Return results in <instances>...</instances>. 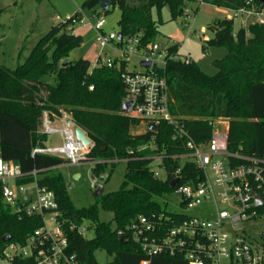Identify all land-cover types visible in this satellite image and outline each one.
<instances>
[{
  "label": "trees",
  "instance_id": "trees-1",
  "mask_svg": "<svg viewBox=\"0 0 264 264\" xmlns=\"http://www.w3.org/2000/svg\"><path fill=\"white\" fill-rule=\"evenodd\" d=\"M100 1L85 0L84 6L94 7ZM202 2L234 11L244 6L257 12L264 10V0ZM167 5L174 18L184 15L185 0H111L105 12L119 7L118 23L123 37L142 32L141 42L147 44L158 41L160 33L154 11L160 14ZM234 24V17H225L216 18L209 25L214 34L206 40L204 48L213 45L227 48L224 56L213 60L215 74L205 72L193 59L190 62L169 59L159 71L168 81L170 110L177 124L185 125L197 143L209 141L215 119H226L229 149L261 156L264 155V21L242 24L237 30ZM83 41L69 21L59 22L38 40L24 62L15 68L0 66V156L19 164L25 172L38 170L35 179L38 185L55 192L68 250L77 254L80 264H101L97 250H105L112 256L103 264H142L145 258L150 259L149 264H188L181 254L163 252L148 257L141 244L132 238L131 229L141 215L151 219L162 215L159 226L164 233L187 217L168 210L158 200L176 191L177 185L173 187L170 182L183 163L171 155L184 150V140L174 139L176 124L167 121L154 131L136 132L140 119L122 110L127 90L121 72L127 62L120 63L116 57L110 67L101 57L94 66L86 58L67 60L70 51ZM171 50L179 52V43L174 42ZM64 59L67 64H60ZM49 73L56 75V84L44 79ZM44 110H48L51 119L68 114L87 132L92 145L86 155L96 161L93 177L109 167L108 174L103 176L107 182L117 162L128 158L119 189L103 192L88 206L78 207L74 203L60 169L69 159L48 152L33 153L35 147H45L48 140V134L41 130ZM162 152L167 156L159 165L166 168L167 174L156 176L157 166L153 163ZM184 172L186 166L179 183L189 179ZM32 180L34 177L30 176L18 182ZM2 187L0 180V256L7 244L26 243L44 225L43 214H29L25 209L5 204ZM101 210L112 212L113 217L102 220ZM73 225L92 226L94 236L84 237ZM9 264H37V260L34 256H17Z\"/></svg>",
  "mask_w": 264,
  "mask_h": 264
},
{
  "label": "built area",
  "instance_id": "built-area-1",
  "mask_svg": "<svg viewBox=\"0 0 264 264\" xmlns=\"http://www.w3.org/2000/svg\"><path fill=\"white\" fill-rule=\"evenodd\" d=\"M235 13L252 16L264 13V10L257 12L244 6L235 10ZM184 14L191 16L189 10H185ZM57 18L60 22L69 21L74 27L78 23L87 22L77 15H57ZM105 23L104 18H97L94 24L96 40L102 48L107 45L120 48L121 54L117 58L120 63L127 62L121 72V79L127 90L125 98L132 99L133 105L132 111L125 113L140 119L136 132L154 131L163 121L176 124L173 137L184 140V150L171 155L183 163L174 172L175 178H178L176 192L181 196L180 203L186 209L206 204H212L213 207H203V215L172 210L184 213L187 217L175 222L166 233L159 226L162 215L158 219L141 215L131 225L132 238L141 244L148 257L165 252L183 255L188 264H264V232L262 238L254 234L255 226L264 222V155L253 156L231 151L228 147L229 125H221V118L213 121L209 141L206 144L197 143L185 125L177 124L170 110L168 81L159 71L169 59L190 62L191 58L171 50L174 42L165 45L159 41L142 44V32L128 37L122 35L120 38L119 31H105ZM128 55H138L141 61H150L151 64L142 65V71L130 70L126 58ZM115 58L110 57L104 63L111 67ZM142 125L145 128H141ZM41 130L46 134L61 132L64 145L37 146L33 153L57 154L68 158L69 163L75 165L96 163L86 155L90 147L85 149L78 145L73 127L69 124L63 128L54 125L48 110H44ZM166 156L162 152L156 157L162 160ZM184 166L187 172L183 174L189 179L179 183ZM193 166L197 169H191ZM163 168L166 175V168ZM37 173L36 169L25 172L19 164L6 161L0 156L4 203L13 209H25L29 214L41 213L44 216V225L36 229L26 243L7 244L0 258L6 259L8 264L17 256H34L37 264H80L77 254L68 250L69 241L59 219L55 192L38 185L35 180ZM155 175L162 176L158 168L155 169ZM30 176L34 180L18 182L20 178ZM93 180L94 187H97L95 177ZM30 183L35 186L30 188ZM257 195L261 203L256 202ZM76 227L84 237L89 236L87 226ZM149 263V258L142 261V264Z\"/></svg>",
  "mask_w": 264,
  "mask_h": 264
},
{
  "label": "rangeland",
  "instance_id": "rangeland-1",
  "mask_svg": "<svg viewBox=\"0 0 264 264\" xmlns=\"http://www.w3.org/2000/svg\"><path fill=\"white\" fill-rule=\"evenodd\" d=\"M85 0H0V66L5 65L11 68L17 67L24 62L30 51L38 40L50 30V28L60 22L57 15L65 17L67 15L80 16L87 21L86 24H76L75 32L83 36V44L73 48L67 60H78L80 58L89 59L92 65H97L99 55L105 62L108 58L120 56L121 49L114 48L113 45H107L102 48L96 40L97 30L94 24L97 18H104L106 23L104 30L107 32L120 31L119 19L121 10L119 7H112L111 11L105 12L98 3L94 7L84 6ZM185 10H189L190 17L180 15L174 18L170 7L165 6L161 13L154 11V17L159 20L160 33L157 40L165 45L172 41L179 43V52L183 56L188 55L191 59L197 61L202 69L208 74H215L217 68L213 64L215 58H221L227 52L225 46L213 45L206 46V40L213 36V30L209 25L216 18L234 17L235 29L237 30L243 24L248 25L256 20H264V13L258 15L236 14L234 10L204 3L202 0H185ZM122 48V47H121ZM52 56V49L50 50ZM128 69L142 71L144 67L140 64L141 58L138 55H128ZM60 64H63L65 60ZM44 79L52 84H56L57 78L54 73L46 74ZM56 125V124H55ZM59 126V125H56ZM141 128H145L142 125ZM64 135L61 132L49 134L48 145H63ZM160 160L155 159V167L165 175V169L159 165ZM93 163L71 164L66 163L60 167L69 184L70 196L78 207L88 206L96 201L93 183ZM109 172L107 167L102 174L95 176L96 182L104 183V192L114 191L120 188L126 172V161L120 160L110 179L105 182L103 176ZM80 174L76 177V174ZM34 183L29 187L33 188ZM158 200L168 210L186 212L192 215H203V207L210 208L212 204H206L203 207L186 209L180 203L181 196L175 191L168 193ZM213 208V207H211ZM113 213L101 210L100 218L110 220ZM49 219V218H48ZM88 226L89 223H86ZM254 234L257 238H262L264 232V222L255 226ZM89 236H94L92 226L88 227ZM96 257L103 264L112 259L105 250H97ZM0 264H8L6 259L0 258Z\"/></svg>",
  "mask_w": 264,
  "mask_h": 264
},
{
  "label": "water",
  "instance_id": "water-1",
  "mask_svg": "<svg viewBox=\"0 0 264 264\" xmlns=\"http://www.w3.org/2000/svg\"><path fill=\"white\" fill-rule=\"evenodd\" d=\"M110 6H111V0H101L100 1V7L103 11H106ZM118 36L120 38L122 37L121 31L118 32ZM66 64H67V61L65 60L64 65H66ZM150 64H151L150 61H145V60L141 61V65H150ZM132 105H133V100L125 98L123 101V104H122V110L124 112H130V111H132ZM72 122H73L72 118L69 117L67 123L69 125H71ZM73 129H74L77 141H78V145L80 147L88 149L92 145V139L88 136L87 132L81 126H79L78 124H75V123L73 124ZM78 176H79V173L76 175V177H78ZM177 181H178V178H174L170 182V185L174 187L176 185ZM103 192H104V184L99 183L97 188L94 191V195L100 196ZM256 202L257 203L262 202V200L260 199V197L258 195H257ZM4 239L7 240L8 237H5Z\"/></svg>",
  "mask_w": 264,
  "mask_h": 264
},
{
  "label": "crops",
  "instance_id": "crops-1",
  "mask_svg": "<svg viewBox=\"0 0 264 264\" xmlns=\"http://www.w3.org/2000/svg\"><path fill=\"white\" fill-rule=\"evenodd\" d=\"M74 32H75V27H74ZM76 33V32H75ZM172 42H176V41H172ZM179 51V50H178ZM180 53V52H179ZM99 57H101L100 55H99ZM115 57H118V56H115ZM191 57V56H190ZM101 59H102V57H101ZM70 116L68 115V114H64L62 117H59V118H54V119H52V121H53V124L55 125H59V126H57V127H59V128H63V127H65L66 125H68V123H67V121H68V118H69ZM73 124H74V122H72V124H71V126L73 127ZM221 125H228V120H226V119H221ZM48 138H49V134H48ZM64 145V144H63ZM46 146H48V147H55V146H62V145H48V140H47V142H46ZM64 165V164H63ZM62 166V165H61ZM60 166V167H61ZM77 175V174H76ZM75 175V176H76ZM79 176H80V174H79ZM78 176V177H79Z\"/></svg>",
  "mask_w": 264,
  "mask_h": 264
}]
</instances>
